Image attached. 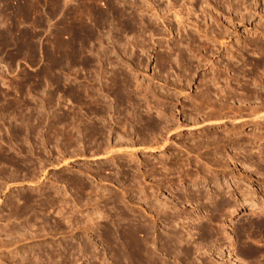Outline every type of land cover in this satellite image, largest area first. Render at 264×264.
Returning <instances> with one entry per match:
<instances>
[{
  "label": "rangeland",
  "instance_id": "374dc122",
  "mask_svg": "<svg viewBox=\"0 0 264 264\" xmlns=\"http://www.w3.org/2000/svg\"><path fill=\"white\" fill-rule=\"evenodd\" d=\"M263 58L264 0H0V264H264L214 212L264 202Z\"/></svg>",
  "mask_w": 264,
  "mask_h": 264
},
{
  "label": "bare ground",
  "instance_id": "6f19581e",
  "mask_svg": "<svg viewBox=\"0 0 264 264\" xmlns=\"http://www.w3.org/2000/svg\"><path fill=\"white\" fill-rule=\"evenodd\" d=\"M253 64H254V69H255V67L257 68L258 66H260L261 64H264V58L263 59H261V60H259L258 62H253ZM252 64V65H253ZM258 69V68H257ZM127 80V79H126ZM254 82V81H253ZM263 83V82H262ZM124 84V83H123ZM256 85V84H255ZM245 86V85H244ZM127 87V86H126ZM125 87V88H126ZM248 88V87H247ZM245 90V89H244ZM248 91L250 92V94L252 93V89H248ZM233 94V93H232ZM248 94V93H247ZM250 94H248V95H250ZM231 95V94H230ZM245 96H246V94H244ZM247 95V96H248ZM255 95H257V94H255ZM251 96L253 97L254 96V94L252 95L251 94ZM208 97V96H207ZM242 97V96H241ZM249 98V97H248ZM251 98V97H250ZM254 98H256V97H254ZM245 99V98H244ZM215 107V106H214ZM223 107V106H222ZM239 108V107H238ZM257 108V107H256ZM240 109V108H239ZM215 110V109H214ZM228 110V109H227ZM233 110V109H232ZM253 110V109H252ZM219 111V110H218ZM237 111H238V109H237ZM251 112V111H250ZM238 113V112H237ZM251 113H253V112H251ZM251 113H250V115H251ZM260 113V112H259ZM220 114H221V112H220ZM255 114V113H254ZM257 114V113H256ZM239 115V114H238ZM241 115V114H240ZM263 115V114H262ZM215 116V115H214ZM246 116V115H245ZM261 116V115H260ZM260 116H257V117H260ZM253 118V117H252ZM232 120V119H231ZM239 133V132H238ZM259 133V132H258ZM257 134V133H256ZM252 135V134H251ZM251 135L249 136V137H251ZM254 135V134H253ZM252 135V136H253ZM260 135H262L261 134V132H260ZM253 137H255V135L253 136ZM257 137H259L258 136V134H257ZM72 138V137H71ZM253 139V138H252ZM255 139V138H254ZM251 140V139H250ZM255 142V141H254ZM227 179V178H226ZM232 181H236L235 179L234 180H232ZM237 182L238 183H240L241 181L240 180H237ZM219 186V185H218ZM217 186V187H218ZM220 190V188L218 187L217 188V190L216 191H219ZM214 192L215 194H214V197H218V196H220L219 195V193L218 192ZM229 191V190H228ZM243 191L245 192L246 190L245 189H243ZM207 192V191H206ZM209 192H210V190H209ZM220 192V191H219ZM231 192V191H230ZM243 192V193H244ZM210 193H212V192H210ZM232 194V193H231ZM234 194V193H233ZM246 194V193H245ZM211 195V194H210ZM199 197V196H198ZM210 197V196H209ZM234 197V196H233ZM242 198V200H240V201H237V200H234V201H228V202H225L224 204L225 205H220V206H216L217 208L216 209H214V212H215V210L216 211H218V212H222V211H225V213H227L228 214V218L229 217H234V216H236L237 214H239V212H241L242 210H245V211H247V210H250L251 212H254V211H259V212H264V202L263 203H260L259 204V202L257 203L255 200H252L253 198H250V197H247V196H243V197H241ZM251 199V200H250ZM221 212L220 213H218V214H221ZM250 212V213H251ZM218 214H216V215H218ZM222 214H223V212H222ZM251 214H253V213H251ZM258 214V213H257ZM258 216V215H257ZM218 218V217H217ZM221 218V217H220ZM222 219V218H221ZM263 219V220H262ZM262 219H260V220H254V221H256V223H258L259 225H261V226H264V218H262ZM249 222V221H248ZM250 223H254L255 224V222H253V221H251V222H249V224L248 225H250ZM224 224H226V225H228V221L227 220H225L224 221ZM224 224L222 225V226H224ZM258 224H256V225H258ZM255 225V226H256ZM229 226V225H228ZM258 227V226H257ZM204 228V227H203ZM248 231H249V229H248ZM245 232V231H244ZM190 233V232H189ZM133 234V233H132ZM229 235V237L231 238V236H230V234H228ZM131 239V238H130ZM187 240V239H186ZM207 240V239H206ZM189 241V240H188ZM139 243V242H138ZM201 243V242H200ZM140 244V243H139ZM139 244H137L138 246H139ZM135 246H136V244H135ZM199 246V245H198ZM206 246V245H205ZM137 247V246H136ZM164 248V247H163ZM137 250V249H136ZM189 251V250H188ZM202 251H204V250H202ZM255 252V251H254ZM142 253V252H141ZM143 254V253H142ZM133 255V254H132ZM137 255H138V252H137ZM137 255H136V257H137ZM140 255V254H139ZM145 255V254H144ZM145 257H147L146 255H145ZM141 258V257H140ZM132 259V258H131ZM263 260V259H262ZM234 261V260H233ZM235 262L237 263V264H243L242 262H240L239 260H236L235 259Z\"/></svg>",
  "mask_w": 264,
  "mask_h": 264
}]
</instances>
